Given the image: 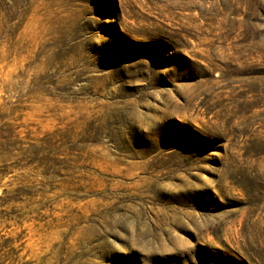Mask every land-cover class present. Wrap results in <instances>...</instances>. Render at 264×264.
I'll use <instances>...</instances> for the list:
<instances>
[{
  "label": "rangeland",
  "instance_id": "obj_1",
  "mask_svg": "<svg viewBox=\"0 0 264 264\" xmlns=\"http://www.w3.org/2000/svg\"><path fill=\"white\" fill-rule=\"evenodd\" d=\"M0 256L264 264V0H0Z\"/></svg>",
  "mask_w": 264,
  "mask_h": 264
},
{
  "label": "trees",
  "instance_id": "obj_2",
  "mask_svg": "<svg viewBox=\"0 0 264 264\" xmlns=\"http://www.w3.org/2000/svg\"><path fill=\"white\" fill-rule=\"evenodd\" d=\"M0 258H1V256H0ZM0 264H4V262H0ZM25 264H28V263H25Z\"/></svg>",
  "mask_w": 264,
  "mask_h": 264
}]
</instances>
